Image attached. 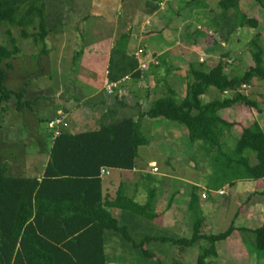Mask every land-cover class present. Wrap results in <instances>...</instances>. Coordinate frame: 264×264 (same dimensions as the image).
Segmentation results:
<instances>
[{
	"label": "trees",
	"instance_id": "16d2710c",
	"mask_svg": "<svg viewBox=\"0 0 264 264\" xmlns=\"http://www.w3.org/2000/svg\"><path fill=\"white\" fill-rule=\"evenodd\" d=\"M253 1L264 8V0ZM43 3V0H0V27H7L3 32L5 44H0V122L7 111L8 102L11 101L15 112L21 113L31 112L37 101V98L24 99L26 80L16 90H9L4 85V79L6 71L12 68L9 60L20 51L10 29H17L19 38L29 39L33 44L43 43L51 32ZM218 7L221 5L218 4ZM220 10L215 15L216 19L209 20L210 31L219 38L220 43H227L229 36L238 28L257 26V21L245 15L235 3ZM77 33L82 40L81 31ZM128 39L129 34L122 33L112 44L105 69L106 81L119 82L118 87L127 79L139 81L151 75L154 87L162 83L160 95L152 99L146 111L135 120L115 116L96 129L75 134H70L67 123L62 121L56 137L52 138L49 132L47 161L38 178L9 176L0 165V264H106L109 262L105 254L107 232L117 234L129 249L135 250V261H148L150 264H180L183 252L200 242L202 244L195 264H217L215 245L224 241L233 231L240 234L245 247L249 242L245 236L250 235L255 251L264 253V220L255 228L235 229L231 222L236 218V212L224 231L205 234V219L198 206L196 187H192L186 206V212L191 217L188 237L145 235L140 241L133 240L127 227L120 225L117 219L134 216L152 221L157 217L155 207L158 192L153 177L159 173L157 164L149 166L150 175H141L149 185L144 204H137L127 197L121 184L112 200L101 195L103 179L114 171L130 172L137 167L134 160L138 148L147 145L139 130L142 118L174 122L185 128L190 143H201L203 151L213 160V182L209 189L217 191L224 185L232 186L236 181L264 179V128L259 131L253 125L243 128L240 138L230 136L234 148L231 152L223 150L219 141L224 132L228 137L233 126L220 117V111L235 105L251 108L257 114H262L264 123V108L260 109L255 99L242 93L252 81H264V53L259 34H254L247 42L251 65L242 73H225L221 59L215 62V66L202 59L186 62L184 94L179 100L176 90L165 81L168 71L178 70V67L170 65L165 58L156 57L157 61L147 64L145 70L140 71L137 58L127 53ZM195 40L192 38L191 43H195ZM45 53L43 49L41 54ZM80 54L81 51L72 56L71 81L75 78ZM144 54L142 50L138 57ZM221 57L226 58L227 54L223 53ZM161 66L165 70V77L157 74ZM209 88L217 95L202 102L200 97ZM143 98H148L146 90ZM71 101L80 106L78 99L72 97ZM118 107L124 108L125 102L114 95L113 103L106 108L105 115H116L114 110ZM49 121H43L48 131L46 124ZM250 153L255 160L253 163H250ZM152 167L157 168L158 173H150ZM100 168L108 169V174L100 177ZM113 209L120 212L122 218L114 216L110 212ZM153 243L169 244L176 249L177 257L170 262L163 261L160 256L167 252H157L159 247ZM152 244L154 250L143 249L144 245Z\"/></svg>",
	"mask_w": 264,
	"mask_h": 264
},
{
	"label": "rangeland",
	"instance_id": "374dc122",
	"mask_svg": "<svg viewBox=\"0 0 264 264\" xmlns=\"http://www.w3.org/2000/svg\"><path fill=\"white\" fill-rule=\"evenodd\" d=\"M44 1L46 4V21L48 25H50L51 37L48 41L44 39L43 43L33 44L29 39L19 38L17 29H10L12 37L16 40V46L20 51L9 60L12 68L6 71V78L4 79V85L9 90H16L26 80V97L32 99L37 95L38 101L32 106L34 107L31 108L32 112L23 111L17 113L13 110L11 101L8 102L3 124H1L2 128H0L1 137L2 135L6 136L7 139L15 142L11 145L10 149L16 164L20 165L21 169H23L24 165L32 163L34 169L30 168V171H28L29 174H34L35 171L33 170L40 164V159L47 154L49 149V132L51 131L45 129L43 123L44 119L50 116L54 102H56V105H59L64 98L71 96L73 81L70 80L69 74H72L71 71L73 70L71 69L72 56L74 53H79L80 51L84 52L86 47H88V49L92 47L90 43H87L85 47L82 41L83 39L87 42L94 41L92 37L94 32H91L89 29H92L95 24H98L97 32L101 36H105H102V49H97L100 53L105 49V46H109L115 41L118 34L122 32L121 30L125 32L127 25L130 26V24H126L128 18H130V0ZM47 2L49 7H47ZM230 3H235L245 15L249 18H254L257 21V26L255 28L247 26L238 28L229 36L227 43H220L219 38L210 31L211 26L209 20L216 19L215 15H218L221 11L220 9H222V7H227ZM218 4H220L221 7H218ZM176 6L178 8V16L174 17V19L177 23L187 21L183 26L186 29H182L181 27L182 30H177L178 27H174V20L167 22L164 30L167 31L165 41H167L168 47L167 50H163L168 55L166 60L169 61V64L178 67V70L168 71V77L165 79V81L176 90L177 100L184 94V76L187 71L186 62L202 59L205 62L207 61V64L209 63L215 66V62L221 59V67L225 73L232 74L235 71L237 73H242L246 67L251 65V60L247 52V42L256 33L259 34L260 45L264 53V8L256 5L253 0H179ZM169 9L172 10L170 7ZM94 21L97 23L95 22L94 24ZM122 24L123 26L121 29ZM135 26L137 25L135 24ZM195 26H197V28H195ZM6 28L7 27L3 25L0 27L1 45L5 44L6 37L3 32ZM173 28L175 29L171 30ZM155 29H157V27L149 26V28L147 27V29L143 30L145 33L141 35L144 36L150 33V31L160 34L162 31V29H160V31L157 32ZM194 29L199 35L196 43L191 44L190 35H192ZM132 30V33L136 34L133 39H137V37L141 36L134 27H132ZM76 31H81L83 35L82 40ZM58 36L61 37L60 41L63 42L62 47H59V44H54L53 38H56L55 42H57L59 40ZM140 43L143 48L152 46L149 43L143 42V40ZM64 45L67 46L64 47ZM138 45L139 41L133 44L135 47ZM190 47L193 49L192 52L189 49ZM43 49L46 50V54H41ZM223 53L227 54L226 58L221 57ZM93 59L94 58H92V60ZM98 59V65H96L99 69H96L95 72L101 76L102 71L100 66L103 60L100 57ZM79 61L80 60H78V64ZM91 64L95 65L93 63ZM164 73L165 70L161 66L157 70V74L164 75L165 77ZM59 74L60 76L57 77ZM154 83L155 82H153L152 79L150 80V78L140 79L139 81L130 79L127 81L125 84L127 86L130 85V108L128 106L124 109H120L122 113L121 116H133V120H135L139 114L146 111L150 101L158 97L162 90V83L157 84L156 87H154ZM59 84L66 85L68 91L64 89L59 91L57 89ZM145 90L148 94L146 100L143 98ZM60 93L62 94L60 95ZM242 93L255 99L260 109L264 108V81H252L247 88L243 89ZM216 95L217 93L209 88L207 93L200 97V100L202 102H207L216 97ZM87 108L91 110V107ZM219 115L225 121L233 124L228 137H226L224 134L226 132H224L219 139L220 143H222L223 150L227 152H231L234 149L232 141L229 139L230 136L236 139L238 137L240 138L242 135L241 130L246 127L250 128L253 125H256L259 131L264 128L262 114H257L251 108L235 105L230 109L220 111ZM37 119L43 121H37ZM168 124L173 125L176 123L167 122L160 118H142L140 120L139 130L143 138L147 141V145L138 148V154L137 158L134 160V165L138 166V164H143L151 160L154 162L153 164L158 165H156L157 167H163V170L169 174L170 179H166L168 182L166 187H163L160 182L156 185L157 189L160 190L159 193H161L158 195L157 200H161L160 196H162L163 188H166V191L163 192L165 197H162V200L166 198L169 199L174 190L179 192L178 194L176 192L173 196L171 205L175 207V209L172 208V210L178 212L176 216H180L181 219H191L186 212V206L189 193L192 190L190 189L192 187L191 185L195 186L196 194L199 196L197 198L199 209L204 216L206 225L208 224L209 227L207 234H216L224 231L229 226L232 215L236 212V208L238 207L236 206V202L240 203V201L246 199V195L253 191L255 185L258 186L260 180H242L235 182L234 194L231 193L232 197L228 203L226 197L229 195L230 190L227 185L220 188L221 191H223L221 196L212 188L210 190L208 189V191L207 189L202 190L209 188L213 182L211 169L213 160L211 156L206 155L200 142H189L183 126L179 125L180 131H174V128L169 127ZM157 126L158 128L156 129ZM4 130H6V132L8 131L7 135ZM171 134H173V136ZM174 136L177 137L174 138ZM249 155L250 163H253L255 161L253 155L251 153ZM116 176L117 172H112L110 177L107 178V181H114ZM200 193H203V195ZM200 195L205 197V199H200ZM250 198L252 199V203L255 204L259 197H257V194H254L251 195ZM262 200L263 198H260L258 202V205L261 207V213L259 214L258 211L254 210V217L251 219H255L257 222L250 225L251 228L258 226V220L264 218V203L261 202ZM164 202L165 200L162 204ZM155 209H157V211L159 210L157 207H155ZM160 209L164 211V208ZM245 238L249 241L246 247L243 246L247 256L239 260L237 257L236 260V255L242 253V248L238 246L240 249H235L233 258L231 257L232 254L229 256L230 259H233V262H231L230 259L228 260L229 264H264V253L255 251L253 240L250 235H246ZM117 241L118 242L115 243L112 249L107 248L106 253L108 261H111L108 262V264H130L131 261L135 263L133 255H130L128 246H126L121 239ZM153 244L167 252L166 255L160 256L163 261L170 262L172 258L175 256L177 257L176 249L169 244ZM201 244V242L196 243L192 247L186 249L179 260L180 264H195V259ZM216 244L218 245V250L221 252V248L225 245V242L221 241ZM111 250H116L114 254H117V252L118 254H113L112 256V253H109Z\"/></svg>",
	"mask_w": 264,
	"mask_h": 264
},
{
	"label": "crops",
	"instance_id": "0c3cea01",
	"mask_svg": "<svg viewBox=\"0 0 264 264\" xmlns=\"http://www.w3.org/2000/svg\"><path fill=\"white\" fill-rule=\"evenodd\" d=\"M178 1L179 0H130V18H128V22H126V24H130V26L127 25L125 32L121 30L122 32L118 34V35L122 33L129 34L128 44H127V53L134 54L137 51V49H142L146 55L144 54V56L136 57V58L137 60L145 62L146 65L157 61L156 57L166 59L168 55L163 50V49L167 50V47H168L167 41H165L167 31L164 30L166 27V23L174 20L173 21L174 27H178L177 30H182L184 28L183 26L187 22V21L185 22L183 21L181 23H177V21L174 19V17L178 16V13H177L178 8L176 6ZM43 2H44L43 4H44V9H45L46 4L44 0ZM47 7H49L48 2H47ZM169 7L172 8V10H170ZM95 22L96 21H94V24ZM134 23L138 27L135 26ZM122 26L123 24L121 25V29H122ZM149 26L157 27V29H155V31L157 32L160 31V29H162V31L161 33L159 32L160 34L150 31V33H147L144 36L141 35L145 33V31L143 30L147 29V27L149 28ZM97 27H98V24H95V26L92 29H89L91 32H94L92 36L94 41L87 42V41H84V39L82 40L85 47L87 46V43H90L92 47L89 49L88 47H86L84 52L81 51L80 58H79L80 61L78 64L77 71L75 73V78L73 80L71 96H67V98H64L60 102L59 105L58 104L56 105V102H54L53 109L50 112V116H48L46 119L47 121H49L52 118H54L56 115L64 116V120L67 123V131L70 134H75L79 132L96 129L98 125H100L101 123H108L110 120L113 119V117L121 116L122 113L120 109L122 108L119 109V107L117 108V110H114L116 115L114 116L105 115L106 108L110 107L113 103L114 95L121 97L125 102V107L129 106L130 108V85L127 86L125 84L129 79L121 82L123 84L122 85L119 84V86L116 89H114L111 94H106L104 91L103 83L106 81V78H105L106 70L105 69H106V65L108 61L110 48L114 42H112L111 45L109 46H105V49L99 53L97 49L99 48L102 49L101 44L103 42V37L105 36L102 35L103 36L102 37L97 32L98 31ZM132 27H134L135 30H138V34L141 35L137 37V39H133L136 36V34L132 33L133 32ZM195 28H197V26H195ZM174 29L175 28L171 30H174ZM100 30H103V29H100ZM50 33L51 32H49L45 38L47 39V41L51 37ZM190 36H191L190 37L191 39L196 38L197 40L198 32L195 31L194 29L192 32V35ZM58 39L59 40L55 42L56 38H53L54 44H59V47H62L63 42L60 41L61 37L58 36ZM142 40L143 42L149 43L152 46L148 48L141 47L140 42H142ZM196 40L194 41L195 43H196ZM136 41H139V45L135 47L133 46V44ZM66 46L67 45H64V47ZM189 49L192 52L193 50L192 47H190ZM99 57L102 58L103 60L102 65L100 66L101 71H102L101 76L95 72L96 69L97 70L99 69V67L97 66ZM92 58H94L95 61L94 59L92 60ZM91 63L95 65H92ZM58 76H60V74L57 75V77ZM69 76H70L69 78L71 79L72 74H69ZM148 78H150L151 80L152 76L149 75ZM71 85H72V82H71ZM57 89L59 91L61 89L68 91V89L66 88V85H61V84L57 86ZM61 94L62 93H60V95ZM26 96L27 94L25 92L24 93L25 100H32L34 98H37V95L34 96V98L32 99H28V97ZM72 97L78 99V101L80 102V106H76L75 103L71 101L70 98ZM84 102H86L87 105L89 103V106H87L86 104L83 105ZM87 107H91V110H89ZM26 112H30V111H26ZM4 117L5 116L3 115L1 122H0V128H2L1 124H3ZM128 118L134 119L133 116L132 117L129 116ZM169 124L168 126L174 128V131L181 130L178 124H173L175 126L169 125ZM157 128L158 126L156 127V129ZM4 132H6V130H4ZM7 134H8V131L6 132V135ZM171 135L173 136V134ZM175 137L177 136H174V138ZM49 141H50V137H49ZM14 143H15L14 141L7 139L6 136H3V135L2 137L0 136V155H1L0 165L3 166L5 173L9 176H17V177H26V176L37 177V178L40 177L42 175L44 166L46 164L48 154H45L44 157L40 159V164H38L36 169L33 170L35 171L34 174H29L28 171H30V168H33L32 163L24 165L23 169H21V166L17 165L15 162V159H13L14 156L11 152L10 147ZM153 163L154 162L150 160V161H146L143 164H138V166L133 171L117 172V176L114 181L108 182L107 178L103 179V182L101 185L102 197L106 198L109 201L112 200L115 196L114 193L117 187L122 183L123 189L127 197L132 198L133 201L137 204H140V205L144 204L146 200V193H147L146 191L149 189V185L146 183L144 179L141 178V175L149 174L148 172L149 166L154 165ZM153 177H155V186L157 185L156 181H158L163 187H166V185L168 184L166 179L167 178L170 179L169 174L165 170H163V167H159L158 175L157 176L155 175ZM259 182L260 183L258 184V186L255 185V188L253 189V191H251L249 194L246 195V199H243L242 201H240V203L236 202L237 204L236 206H238L236 208L237 213L235 212L236 218L233 219L231 222L233 228L250 229L251 228L250 225L255 224L257 222V220L255 221V219H251V218L254 217L253 215L254 210L258 211L259 214L261 213L260 211L261 207L258 205L260 198L261 199L263 198L261 202L264 203V193H263L264 192V185H263L264 179H260ZM191 186L195 187L193 185ZM192 187L190 189H192ZM228 188L230 190V193L226 197L227 203L229 202V200H231V197H232L231 193L234 194L233 190H235V183L232 186H229ZM206 189L208 191L209 188H205L202 190H206ZM159 191L160 190L157 189L158 193L156 197V207L159 208V210L157 211L156 209V213H158V215L155 219H153L152 221H149L147 219H142V218L134 217V216H131L130 219H117L120 225H125L127 227L128 233L130 234L133 240L140 241L145 235H149L152 237L155 235L169 236V237H188L189 231H190L191 219H181L180 216H176L178 212H175L172 210V208L175 209V207H173V205L171 204H172L173 196L175 195L177 191L174 190L173 194H171L172 196L169 199L167 198L164 199L165 204L164 203L162 204V202L164 201L162 200V197H165V194H163V192L166 191V188H163L162 196H160L161 198L160 201L157 200L158 195L161 194L159 193ZM178 193L179 192H177V194ZM200 194L203 195V193H200ZM254 194H257V197H259L258 201L255 204L252 203V199L250 198V196ZM201 195H200V199H205V197L201 198ZM160 208H164V211H161ZM110 212L114 216L118 218H122V214H120V212L114 209L110 210ZM263 219L264 218H261L258 220L259 221L258 226L261 224ZM207 230H209V227H208V224L206 225L205 223V230H204L205 234H207ZM105 235H106L105 254L107 256V253H106L107 248L112 249L115 246L116 241L119 240L118 239L119 237L117 234L112 233V232H107L105 233ZM223 242H225V245L221 248V252L218 250V245L217 244L215 245V250L217 254V259H216L217 264H229V261H228L230 259L229 256L232 254L231 257L233 258V253L236 248L237 249L242 248V253H240L241 255L240 254L236 255V260H237V257L239 260L247 256L246 251L244 250L243 245L240 240V234L237 231H233L231 235L227 237ZM238 246L240 248H238ZM143 249L154 250L155 248L152 245H144ZM115 251L116 250H111L109 253H112V256H113ZM156 251L161 252L163 251V249H160L159 247L156 249ZM117 254H114V255H117ZM134 254H135V250L130 249V255H134ZM230 260L231 262H233V259H230ZM134 262L135 263L131 261L130 264H150L148 261L137 262L134 260ZM106 264H108V262H106Z\"/></svg>",
	"mask_w": 264,
	"mask_h": 264
},
{
	"label": "built area",
	"instance_id": "2783aa9c",
	"mask_svg": "<svg viewBox=\"0 0 264 264\" xmlns=\"http://www.w3.org/2000/svg\"><path fill=\"white\" fill-rule=\"evenodd\" d=\"M140 54H142V50L141 49H137V51L134 53V56L135 57H138ZM137 61H138V69L140 71L144 70L145 67H146V63L145 62H142L140 60H137ZM125 79L126 78H123V80H125ZM118 83L119 82H108V81H105L103 83V88H104L105 93L106 94H111L113 92V90L117 88ZM241 88L243 89L244 87L242 86ZM62 121H64V116L58 115L56 118H53L52 120H50L46 124L47 128L51 131L52 138L53 137H56L58 135V133H59L58 128H59L60 124L62 123ZM150 173H152V174L158 173L157 168L152 167L150 169ZM107 174H108V169H106V168H100V170H99V176L100 177H104ZM222 192L223 191L218 190L217 191V194L218 195H221ZM201 197H203V196H201Z\"/></svg>",
	"mask_w": 264,
	"mask_h": 264
}]
</instances>
